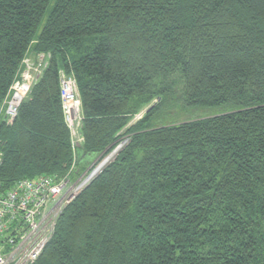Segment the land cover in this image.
Segmentation results:
<instances>
[{
    "label": "trees",
    "instance_id": "1",
    "mask_svg": "<svg viewBox=\"0 0 264 264\" xmlns=\"http://www.w3.org/2000/svg\"><path fill=\"white\" fill-rule=\"evenodd\" d=\"M52 2L0 0V103L25 57H48L0 124V191L74 162L76 178L128 140L33 264H264V0Z\"/></svg>",
    "mask_w": 264,
    "mask_h": 264
},
{
    "label": "built area",
    "instance_id": "2",
    "mask_svg": "<svg viewBox=\"0 0 264 264\" xmlns=\"http://www.w3.org/2000/svg\"><path fill=\"white\" fill-rule=\"evenodd\" d=\"M47 64L48 57L42 54L23 59L19 79L13 83L8 98L0 103V124L8 126L14 123L22 103L43 75ZM60 79L62 110L71 143L73 148L81 147L84 143L83 109L78 85L72 75L64 72H61ZM123 146L121 143L117 152ZM94 165L72 178L76 167L74 162L71 172L63 177L40 175L21 179L10 190L0 191V264H33L40 257L53 238L64 209L106 162L90 172Z\"/></svg>",
    "mask_w": 264,
    "mask_h": 264
},
{
    "label": "rangeland",
    "instance_id": "3",
    "mask_svg": "<svg viewBox=\"0 0 264 264\" xmlns=\"http://www.w3.org/2000/svg\"><path fill=\"white\" fill-rule=\"evenodd\" d=\"M53 2H54V0H53ZM53 2H52V4H53ZM51 6H52V5H51ZM51 6L48 8L47 12H50V10H51ZM144 111H146V110H144ZM142 112H143V110L140 111L138 114H141ZM202 113H204V114H202ZM210 113H214V111H203V112L195 111L194 113L191 114V117H192V115H194V116H198V115H209ZM185 118H187V119L190 118V115H186ZM127 140H128V137H127V138L124 137V138L122 139V141L118 144V146H117L116 148H118L119 145H121V143H124V145H125ZM107 157H108V156H106V158H107ZM106 158H105L104 160H106ZM114 158H115V157L113 156L112 159H108V160L106 161V164L110 163ZM104 160L100 163L101 165L103 164ZM100 164H98V165H100ZM98 165H96V166L94 165V167H92V169H90V172H92V170H94V168L96 169V168L98 167ZM99 167H100V166H99Z\"/></svg>",
    "mask_w": 264,
    "mask_h": 264
},
{
    "label": "water",
    "instance_id": "4",
    "mask_svg": "<svg viewBox=\"0 0 264 264\" xmlns=\"http://www.w3.org/2000/svg\"><path fill=\"white\" fill-rule=\"evenodd\" d=\"M116 152H117V148L114 149V150L108 155V157L106 158V160H104L103 163H105L108 159H111V157H112L114 154H116Z\"/></svg>",
    "mask_w": 264,
    "mask_h": 264
},
{
    "label": "bare ground",
    "instance_id": "5",
    "mask_svg": "<svg viewBox=\"0 0 264 264\" xmlns=\"http://www.w3.org/2000/svg\"><path fill=\"white\" fill-rule=\"evenodd\" d=\"M119 142H120V141H119ZM113 156H115V154H114ZM113 156L111 157V159L113 158Z\"/></svg>",
    "mask_w": 264,
    "mask_h": 264
}]
</instances>
